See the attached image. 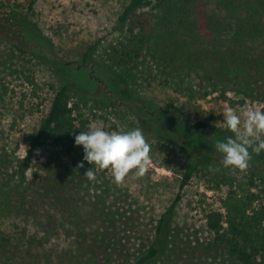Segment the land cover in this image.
<instances>
[{"label": "trees", "instance_id": "1", "mask_svg": "<svg viewBox=\"0 0 264 264\" xmlns=\"http://www.w3.org/2000/svg\"><path fill=\"white\" fill-rule=\"evenodd\" d=\"M116 1L114 43L98 57L86 51L76 74L100 83L117 99H130L136 84L146 82L191 101L216 94L232 104L248 99L264 108V0ZM13 13L0 10V20L19 32ZM18 37L22 43L0 36L6 50L0 105L14 98L9 127L21 132L24 145L20 155V145L8 147L0 135V264H182L184 246L173 215L180 190L199 172L206 176L207 190L223 191L219 205L201 208L209 235L200 252L223 264H264V176L249 167L230 171L222 158L214 160L157 133L162 147L171 144L182 153L179 189L142 232L146 225L139 205L124 193L98 191L96 183L107 181L108 170L94 169L96 180L88 181L84 176L91 165L74 144L76 135L95 126L96 119L106 120L105 112L117 103L79 91L60 60L48 55L58 77L40 84L34 67L40 50L27 42L26 33ZM42 90L49 97L31 104L29 113L37 119L28 123V100L40 98ZM157 108L181 112L173 101ZM127 123L135 129L131 120ZM190 126L199 133L207 129L200 119ZM259 158L264 165V152ZM39 205L57 217L43 221ZM116 234L125 246L109 245L108 237Z\"/></svg>", "mask_w": 264, "mask_h": 264}, {"label": "rangeland", "instance_id": "2", "mask_svg": "<svg viewBox=\"0 0 264 264\" xmlns=\"http://www.w3.org/2000/svg\"><path fill=\"white\" fill-rule=\"evenodd\" d=\"M117 9L116 0H0V10L8 13L13 10L14 18L22 26L18 32L14 26L5 24L2 19L0 36L10 41L21 42L18 34L26 33L28 40L27 37L24 38L27 42L38 46L40 59H34L36 62L34 67L40 84L58 77L47 59L48 55L60 60V67L68 71L66 76L77 81L79 91L96 98L115 101L117 104L114 103L109 107L108 112H105L106 120L96 119L95 126L102 127L106 131H127L131 128L127 122L131 120L134 128L142 129L145 137L148 138L147 142H152L148 171L142 177L130 172L121 184H116L108 170L107 181L103 183L99 178L96 183L101 184L97 188L98 191L107 188L108 192L113 194L124 193L126 198L137 203L142 211V223L146 225L142 232H145L148 231V226L150 229L154 225L159 213L174 200L180 181L182 153L178 148L172 149L171 144L162 147L161 142L154 137L155 134L162 133L176 144L183 145L196 153H209L214 160H217L222 158V155L217 152L216 143L231 135L223 124L224 111L229 107L240 112L248 108H263V106L248 99L243 105L232 104L221 100L216 94L191 101L157 83L149 87L146 82L136 84L130 99H117L111 97L100 83L88 80L86 75L76 74V69L82 63L86 51H91V56L98 57L104 49H109L114 43L116 32L112 29ZM5 53V48L0 47V71L6 59L3 58ZM95 74L99 75L98 72ZM39 93L40 98L28 100V123L37 119L35 115L29 113L31 104L36 105L49 97V93L45 90ZM230 96L238 99V96L232 93ZM14 101L11 97L5 104L0 105V135L4 137L8 147L15 143L19 144V154L23 155L21 132L11 130L9 127L15 108ZM168 101L177 103L181 112L157 108ZM143 104H148V108L143 107ZM98 112L104 114V111ZM143 119H146L148 124H145ZM198 119L204 120L207 124L204 132L199 133L190 126ZM113 125H116L117 129H114ZM250 152L249 168H255L259 175L264 176V165L260 162V154L257 155L251 149ZM262 152L264 151L260 153ZM205 177L199 172L180 190L181 198L176 204L173 215L172 224L178 227L184 246L182 264H223L219 257L200 252L209 235L203 226L201 208L209 204L219 205L217 196L223 192L214 193L207 190L204 184ZM38 214L43 221L49 215L57 217L54 210L45 205L38 206ZM108 239L110 246H125V241L117 234L109 236ZM178 241L181 242L179 237ZM61 242L65 243L64 240Z\"/></svg>", "mask_w": 264, "mask_h": 264}, {"label": "clouds", "instance_id": "3", "mask_svg": "<svg viewBox=\"0 0 264 264\" xmlns=\"http://www.w3.org/2000/svg\"><path fill=\"white\" fill-rule=\"evenodd\" d=\"M223 124L231 135L218 141L216 150L222 155L224 168L243 173L250 165V149L257 155L264 151V108L237 112L229 107L223 113ZM74 144L82 147L83 160L91 165L84 176L90 182L96 180L97 168L110 170L116 184H121L130 172L142 177L148 171L151 145L138 127L117 132L93 126L76 135Z\"/></svg>", "mask_w": 264, "mask_h": 264}]
</instances>
